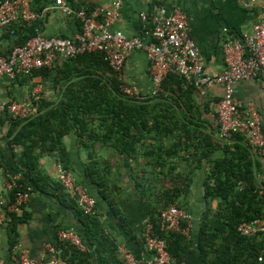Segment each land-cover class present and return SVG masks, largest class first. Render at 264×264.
<instances>
[{
	"label": "crops",
	"instance_id": "obj_1",
	"mask_svg": "<svg viewBox=\"0 0 264 264\" xmlns=\"http://www.w3.org/2000/svg\"><path fill=\"white\" fill-rule=\"evenodd\" d=\"M59 1L60 4L71 7L100 5L112 10L114 0ZM54 5L55 3L43 10L42 16L34 23L35 26L38 23L35 31L38 30L46 37L72 38L79 31L80 23L76 19L59 13ZM160 6L167 11L176 7L186 14L190 38L198 47L204 72L209 75H217L225 68L221 51L222 42L225 39L240 38L242 34L251 31L253 24L264 20V0L256 3L249 0H121L120 8L117 9V18L111 29L119 30L129 37L140 35L142 33L140 13L155 12ZM31 26L17 19L8 26L0 27V55L8 56L10 50L19 45L25 34L24 29ZM124 55L121 81L132 90L131 97L144 100L151 90L146 56L138 51ZM64 62L66 61L58 60L55 67L47 69L49 73L46 76L33 74L29 78L19 77L12 82L6 78L0 79V106L10 101L23 102L31 107L34 106L38 115L39 103L46 101L52 105L58 104L62 100L64 85L58 83L56 76L59 74L58 69L61 68L63 72H60L59 76L62 80L69 69L65 67ZM86 64L90 65V63ZM81 65V63H75L71 66L73 78L76 80L79 77L75 73L82 68ZM174 90V87L168 85L165 94L172 99H178L181 111L176 108L177 118L184 121L192 120L196 123L201 138L204 136L210 138L213 158L223 156L222 147L225 144L244 145V142H238L237 139L231 138L226 142L219 139L215 104L221 99L220 86L205 87L201 91L195 90L191 95L179 96V98ZM235 98L243 106L248 103L254 105L260 116L261 131H264V76L236 83ZM187 106L192 107V110L189 111ZM42 109L40 113H44V107ZM9 116L6 110L0 111V175L2 177L9 172L18 173V170L24 166V148L17 144H10V139L6 137L10 127V122L7 120ZM192 127L189 124V129ZM61 142L63 152L42 154L38 159V169L42 176L47 177L51 183L59 184L58 166L71 171L76 183L94 197L95 218L98 219L104 235L116 247L117 258L121 260L119 248L125 247L136 260L140 262L151 260L153 255L143 248L139 236L145 226L151 224L153 197L162 188L172 189L171 178L176 177L178 172H186L185 168L178 163L176 165L178 168L173 171L167 168L154 170L153 166L147 164L141 149L135 160L125 159L123 155L114 151L111 143L86 140L85 137L79 136L73 125L70 131L65 133ZM248 146L255 176L257 180L263 181L264 160L251 145L248 144ZM208 170L209 164L205 160L199 164L198 168H190L189 186L177 202L180 208L185 209L192 217L191 237L194 235L200 214L204 209L203 183ZM95 181L105 182V196L100 194L101 190ZM140 181L151 185L141 191L136 186ZM30 187L32 193L23 206V220L12 223L10 218H6L0 225L1 260H9L14 251L38 259L46 245L56 244L58 230L71 229L79 238V234L83 233V226L75 217L73 209L62 203V200L67 199L75 204L68 193L63 190L60 195L51 186H45L43 191L37 189L32 183ZM81 242L85 247V250L81 252H93L94 246H91L84 238H81ZM59 264L65 263L62 261ZM84 264H96L95 257L94 261L90 259L89 263Z\"/></svg>",
	"mask_w": 264,
	"mask_h": 264
},
{
	"label": "trees",
	"instance_id": "obj_2",
	"mask_svg": "<svg viewBox=\"0 0 264 264\" xmlns=\"http://www.w3.org/2000/svg\"><path fill=\"white\" fill-rule=\"evenodd\" d=\"M55 1L34 0L33 10L42 16L43 10ZM36 27L38 23L24 29L25 34L19 45L35 34ZM64 63L69 68L66 74L60 80L59 75L63 70L59 68L56 76L58 83L64 85L62 100L58 104L43 101L39 103V114L26 119L7 117L10 122L6 134L9 143L24 148V166L18 170L22 175V185L26 187L32 183L41 191L45 186H51L62 195L63 189L58 183H51L42 176L38 159L42 154L63 152L62 138L73 125L79 136L86 140L111 143L114 151L125 159L135 160L141 149L147 164L153 166L154 170L167 168L173 171L178 168V163L185 168L186 172H178L176 177L171 178L172 189L162 188L153 197L151 206L153 235L166 239L173 264H257L259 256L263 257L264 264L260 235L243 237L236 231L242 222L264 218V191L260 195L258 193L264 188V180H257L255 176L248 141L236 135L232 139L244 142V145L225 144L222 147L223 156L213 158L210 138H201L192 120L178 119L176 108L181 111L178 99L165 94L168 85L175 88L177 98L191 95L196 90L175 74L167 75L156 97L137 100L121 93V81L107 66L102 54H82ZM75 63L82 64V68L75 73L79 77L77 80L73 78L71 68ZM48 73L47 69H41L33 74L46 76ZM43 107L45 111L40 113ZM186 108L192 110V107ZM189 124L193 126L191 129ZM204 160L209 164L203 183L204 209L194 235L186 239L178 233L161 231V210L178 202L186 193L190 168H198ZM95 182L102 191L100 194L105 196V182ZM149 185L141 181L136 184L141 191L149 188ZM62 201L63 205L73 209L75 217L83 226L80 239L84 238L94 246L91 253L81 252L68 243L61 244L62 261L65 264H84L89 263L90 259L94 261L95 257L96 264H124L117 258V249L104 235L98 219L84 215L74 202L67 199ZM6 218L14 223L23 220V215L20 218L13 215Z\"/></svg>",
	"mask_w": 264,
	"mask_h": 264
},
{
	"label": "built area",
	"instance_id": "obj_3",
	"mask_svg": "<svg viewBox=\"0 0 264 264\" xmlns=\"http://www.w3.org/2000/svg\"><path fill=\"white\" fill-rule=\"evenodd\" d=\"M33 1L0 0V27L8 26L17 19L29 26L33 25L41 17L33 10ZM257 1L261 0H249L252 3ZM120 4L121 0H114L111 10L100 5L71 7L56 0L54 8L66 17L78 20L79 31L72 38H60L46 37L36 30L26 42L13 47L8 56L0 55V79L6 78L12 82L19 77L29 78L35 71L52 69L58 60L68 61L82 54L100 53L112 73L121 81L124 54L143 52L151 79V90L147 98L157 96L168 74L179 76L197 91L212 85L220 86L221 99L215 104L219 139L226 142L241 135L260 157H264L260 116L252 103L243 106L235 98L236 83L264 76V20L253 24L251 31L242 34L240 38L225 39L221 45L225 68L217 75H209L204 72L198 47L190 38L188 18L184 12L176 7L167 11L163 6L155 12H142L139 15L142 33L129 37L119 30L111 29ZM119 90L126 96H132V90L122 81ZM2 110H6L13 119H26L37 114L34 106L23 102L10 101L0 106ZM57 179L84 215L96 216L94 197L76 183L71 171L58 166ZM21 181V173L9 172L3 177L0 175V225L10 215H22L23 206L28 202L32 189L30 186L24 187ZM263 191L264 188L259 190V195ZM159 222L163 232L178 233L186 239L191 237L192 217L177 202L161 210ZM236 231L243 237L259 234L264 253V219L242 222ZM139 238L143 248L152 253L153 258L140 262L125 247H120V258L124 264H173L167 251L166 239L153 235L151 224L145 226ZM56 241V244L46 245L38 259L14 251L9 260L0 259V264H59L62 262L60 245L64 243L79 251L85 250L81 239L71 229L58 230ZM257 262L263 264V257L259 256Z\"/></svg>",
	"mask_w": 264,
	"mask_h": 264
}]
</instances>
